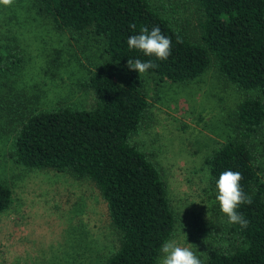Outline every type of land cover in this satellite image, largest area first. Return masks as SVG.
<instances>
[{
    "label": "trees",
    "instance_id": "16d2710c",
    "mask_svg": "<svg viewBox=\"0 0 264 264\" xmlns=\"http://www.w3.org/2000/svg\"><path fill=\"white\" fill-rule=\"evenodd\" d=\"M191 1L199 11L197 39L187 32V21L166 16L150 0H40L56 29L100 37L105 58L86 81L93 107L63 104L23 117L8 155L25 167L66 171L94 183L117 235L102 264H157L176 223L161 169L132 141L150 104L128 59L151 60L157 67L147 73L172 83L192 81L214 64L238 89L257 92L237 104L234 135L204 158L216 195L222 172L241 173V188L253 203L237 211L249 223L243 229L229 225L231 245L206 250L202 264H264V177L254 148L264 121V0ZM154 26L172 42L163 61L127 45L129 36ZM11 201L10 188L0 183V213Z\"/></svg>",
    "mask_w": 264,
    "mask_h": 264
},
{
    "label": "rangeland",
    "instance_id": "374dc122",
    "mask_svg": "<svg viewBox=\"0 0 264 264\" xmlns=\"http://www.w3.org/2000/svg\"><path fill=\"white\" fill-rule=\"evenodd\" d=\"M150 1L166 16L187 21V32L198 38L199 11L191 0ZM104 58L100 37L56 29L40 0L0 4V183L12 197L0 213V264H102L116 247L106 203L90 179L25 167L8 155L23 117L63 104L93 107L86 81ZM139 76L150 105L132 141L166 181L176 215L170 240L190 246L203 262L206 250L232 242L204 158L234 135L237 104L257 92L238 89L214 64L187 83ZM254 148L264 177V121Z\"/></svg>",
    "mask_w": 264,
    "mask_h": 264
},
{
    "label": "clouds",
    "instance_id": "9594fccd",
    "mask_svg": "<svg viewBox=\"0 0 264 264\" xmlns=\"http://www.w3.org/2000/svg\"><path fill=\"white\" fill-rule=\"evenodd\" d=\"M12 0H0V4L9 5ZM131 28L135 31L136 26ZM179 42V41H178ZM171 40L162 34L158 26L151 30L147 27L141 28L138 35H131L127 39L130 49L139 51L145 56L155 57L157 60H166L171 54ZM129 70L137 71L139 74L147 73L150 69L157 67L151 60L142 62L140 59H128ZM242 175L238 171H224L216 181V201L220 211L227 217L229 225H239L242 229L247 228L248 220L237 211L240 205H251V196H248L241 188ZM161 258L159 264H202V261L191 250V247H182L175 240L165 241L160 248Z\"/></svg>",
    "mask_w": 264,
    "mask_h": 264
}]
</instances>
